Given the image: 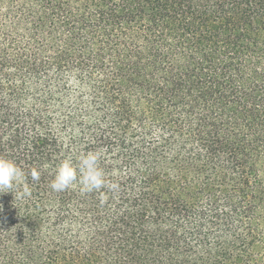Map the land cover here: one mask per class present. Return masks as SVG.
<instances>
[{
    "label": "trees",
    "instance_id": "obj_1",
    "mask_svg": "<svg viewBox=\"0 0 264 264\" xmlns=\"http://www.w3.org/2000/svg\"><path fill=\"white\" fill-rule=\"evenodd\" d=\"M0 155V264H264V0H0Z\"/></svg>",
    "mask_w": 264,
    "mask_h": 264
},
{
    "label": "clouds",
    "instance_id": "obj_2",
    "mask_svg": "<svg viewBox=\"0 0 264 264\" xmlns=\"http://www.w3.org/2000/svg\"><path fill=\"white\" fill-rule=\"evenodd\" d=\"M99 153L87 152L81 154L75 162L71 157L62 160L55 169L54 178L50 182V188L54 192H62L69 188L78 187L81 194L101 192L105 198L103 189L115 193L119 190V184L111 182L99 166ZM39 172L33 170L31 178L39 180ZM25 181V173L17 163L6 156L0 155V193L4 190H15ZM12 193V191H9ZM31 189L24 183L18 198L30 197Z\"/></svg>",
    "mask_w": 264,
    "mask_h": 264
}]
</instances>
